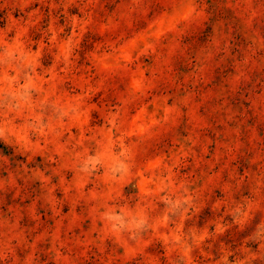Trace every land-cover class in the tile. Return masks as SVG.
Listing matches in <instances>:
<instances>
[{
  "label": "rangeland",
  "instance_id": "rangeland-1",
  "mask_svg": "<svg viewBox=\"0 0 264 264\" xmlns=\"http://www.w3.org/2000/svg\"><path fill=\"white\" fill-rule=\"evenodd\" d=\"M0 264H264V0H0Z\"/></svg>",
  "mask_w": 264,
  "mask_h": 264
}]
</instances>
